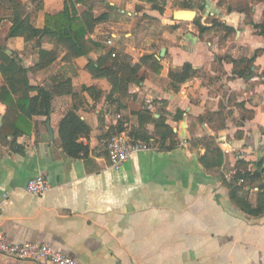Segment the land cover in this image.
I'll return each mask as SVG.
<instances>
[{"label":"crops","instance_id":"crops-1","mask_svg":"<svg viewBox=\"0 0 264 264\" xmlns=\"http://www.w3.org/2000/svg\"><path fill=\"white\" fill-rule=\"evenodd\" d=\"M19 1L23 19L43 30L46 15L62 12L67 0ZM92 1L95 18L109 15L90 34L102 47L29 74L32 86L56 89L50 117L33 116L30 134L3 140L8 109L0 102V232L10 244H46L81 264H264V213L243 208L245 202L256 210L264 194V33L257 29L264 0ZM0 6V46L26 69L36 66L52 41L9 39L12 5ZM179 11L196 17L178 20ZM108 50L118 65L137 68L125 97L109 78L86 69L99 61L102 69L113 67ZM146 57L153 60L143 64ZM155 61L160 72L150 67ZM61 79L71 94L57 91ZM4 85L0 74V92ZM70 113L89 129L79 139L88 149L79 159L60 139ZM158 120L175 143L158 141ZM122 133L154 150L115 171L106 142ZM259 170L263 177L254 179ZM237 172L245 178L237 180ZM38 176L51 190L29 195L26 187ZM0 264L53 263L0 254Z\"/></svg>","mask_w":264,"mask_h":264},{"label":"trees","instance_id":"trees-1","mask_svg":"<svg viewBox=\"0 0 264 264\" xmlns=\"http://www.w3.org/2000/svg\"><path fill=\"white\" fill-rule=\"evenodd\" d=\"M9 1L11 2V9L13 10V27L10 30L8 38L25 37L27 40L38 38V45L40 46L42 40L48 38L52 41L53 49L50 51L42 49L39 54L38 64L30 69H26L21 65V59L17 54H8L6 47L0 46V74L5 82L0 92V102L8 109L1 129V138L3 140H6L8 137L17 139L20 136L30 134L32 128L30 119L33 116L50 117L51 102L56 89H54L55 87L53 90H49L43 87L32 86L30 84L29 74L43 71L51 67L59 59L62 61H74L86 57L95 49L102 47L90 39V34L97 25L106 23L109 19L108 14H103L98 18L94 17V3L92 0H67L63 11L55 15H46L44 29L37 30L27 20L23 19L24 6L22 3L19 0ZM140 1L153 2V0ZM238 3L240 4L239 0ZM79 5L86 8V12L83 15H80L78 11ZM2 9L0 6V23L2 21L1 17L3 16ZM195 23L200 27L201 32L206 30V28L200 25V20H196ZM257 29L264 33V25L257 26ZM108 54L115 56L113 57V67L102 69V61H99L98 66L96 63H90L86 69L95 78H109L115 87H119L122 96L125 97L129 84L137 82L135 78L137 68L118 65V55L114 50H108ZM151 60H153L152 57H146L143 58L142 63L148 64ZM244 63L245 61L240 64L236 63L237 68ZM150 67L157 72L161 71V67L156 61ZM190 69L191 67L189 65L184 67L183 81L188 78ZM239 74L244 75L243 72H239ZM52 81H54L56 86L57 78H53ZM68 84H70L68 81L61 79L57 91L61 89L63 91L62 93L71 94L72 91L71 88L69 89ZM88 130L87 125L75 113H70L62 121L59 130L60 139L67 155L79 159L82 153H87L88 149L82 144H79V139ZM156 135L162 145L168 140L175 143L173 131L164 121H156ZM143 139L147 140L145 137ZM214 153L217 154L218 163L221 164L222 154L216 149H214ZM242 177L245 178L241 172H237L236 179L238 180ZM262 177L263 173L259 170L253 178L261 179ZM240 189L242 188L235 187L233 191L237 192ZM243 208L255 216L262 215L264 213V194L260 195L259 205L256 210H253L245 202Z\"/></svg>","mask_w":264,"mask_h":264},{"label":"built area","instance_id":"built-area-1","mask_svg":"<svg viewBox=\"0 0 264 264\" xmlns=\"http://www.w3.org/2000/svg\"><path fill=\"white\" fill-rule=\"evenodd\" d=\"M112 44L111 42H109ZM109 166L115 171L122 170L129 159L137 154L154 150L152 143L134 140L125 133L119 134L106 142ZM51 190V185L43 177L32 179L26 192L32 196H40ZM0 254L14 260L32 261L36 263L50 262L53 264H81L70 256L54 250L46 244L22 243L10 244L5 235L0 232Z\"/></svg>","mask_w":264,"mask_h":264},{"label":"water","instance_id":"water-1","mask_svg":"<svg viewBox=\"0 0 264 264\" xmlns=\"http://www.w3.org/2000/svg\"><path fill=\"white\" fill-rule=\"evenodd\" d=\"M195 17H196V13L194 11H179L175 14V18L178 20L193 21ZM50 135H52L51 129H50Z\"/></svg>","mask_w":264,"mask_h":264}]
</instances>
